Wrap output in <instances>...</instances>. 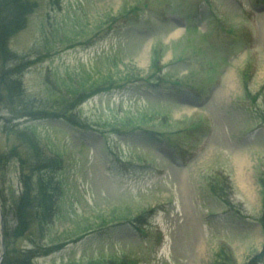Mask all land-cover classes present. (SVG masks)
Segmentation results:
<instances>
[{"label": "rangeland", "instance_id": "obj_1", "mask_svg": "<svg viewBox=\"0 0 264 264\" xmlns=\"http://www.w3.org/2000/svg\"><path fill=\"white\" fill-rule=\"evenodd\" d=\"M26 1L7 50L30 62L22 86L50 115L10 123L59 160L45 239L69 237L35 264H264V0ZM84 82L113 91L70 108L66 87ZM6 116L1 150L17 141ZM2 176L7 197L23 190L14 162Z\"/></svg>", "mask_w": 264, "mask_h": 264}, {"label": "trees", "instance_id": "obj_2", "mask_svg": "<svg viewBox=\"0 0 264 264\" xmlns=\"http://www.w3.org/2000/svg\"><path fill=\"white\" fill-rule=\"evenodd\" d=\"M31 10V4L26 0H0V106L5 108L9 115L6 116L3 124L8 135L14 132L17 139L5 150L0 149V201L5 238V252L1 264H35L37 257L53 253L57 246H64L69 242L64 228L56 230L54 238L45 239L49 233L51 219L55 216L58 218L60 212L59 200L55 202L56 189L52 181V177L58 169L59 160L43 148L34 131L10 123L24 117L38 118L50 115L41 99H30L31 97L26 94L20 81L19 77L22 76L25 66L29 62L24 57L21 59L7 50L8 36L24 26L26 17ZM93 87L95 86L86 82L79 83L73 90L72 86H67L66 94H70L72 98L70 107L78 98L76 95L79 94L77 93L79 90H82L79 95L81 97ZM36 109H40L42 112ZM72 123L80 126L77 121ZM136 123V121L130 122L131 125ZM104 126L105 128H101V133H109L108 128L118 125L107 122L104 123ZM10 162H14L17 166L23 190L16 194V191L10 188V197H7L6 182L2 173ZM263 183L261 182L262 187ZM29 184L34 192L30 189ZM36 231H39L40 244H37L36 240H32V243L35 241L33 247L11 248L12 245H15V241L25 233L31 236ZM102 262L104 259L95 260L92 258L90 261L95 264Z\"/></svg>", "mask_w": 264, "mask_h": 264}, {"label": "water", "instance_id": "obj_3", "mask_svg": "<svg viewBox=\"0 0 264 264\" xmlns=\"http://www.w3.org/2000/svg\"><path fill=\"white\" fill-rule=\"evenodd\" d=\"M5 251L4 235H3V219L1 213V204H0V262Z\"/></svg>", "mask_w": 264, "mask_h": 264}]
</instances>
